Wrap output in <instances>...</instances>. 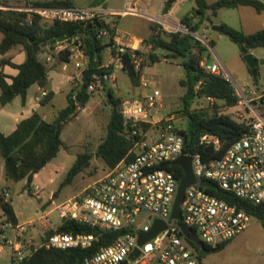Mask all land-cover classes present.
I'll return each mask as SVG.
<instances>
[{"label":"built area","instance_id":"obj_1","mask_svg":"<svg viewBox=\"0 0 264 264\" xmlns=\"http://www.w3.org/2000/svg\"><path fill=\"white\" fill-rule=\"evenodd\" d=\"M0 8L7 9L1 4ZM15 9L25 11L29 22L37 18L50 23L84 22L95 26L105 21L114 22L115 27L117 16L139 13L131 5L117 12L103 4L88 7L28 4ZM159 21L167 32L190 33L182 24L173 25L164 19ZM97 37L103 40L110 37V32L106 28H98ZM114 43L116 50L111 62L122 68L123 56L129 51L139 50L141 44L136 37L119 33L117 29ZM58 44H64L63 49L71 50L69 63L74 62L77 69L84 68L88 58L80 34ZM135 63L139 67L138 60ZM201 66L206 72L228 79L217 63L209 66L203 60ZM104 78L108 82L112 80V74H104ZM96 79L97 82L88 86L89 92L101 86L100 80ZM142 86L149 88V92L141 98L124 101L121 105L126 122L137 128L132 134L140 137L132 150L134 157L110 168L82 193L57 207L62 221L75 219L95 229L96 233L47 234L49 229H46L43 238L36 243L32 236L26 238L24 235L28 228L35 225L34 221L27 228L24 225L15 226L3 211L0 228L19 232L15 239L2 236L4 239L0 243V254L4 252V247H9L11 264H24L32 252L39 248L92 250L99 236L116 232L118 236L108 245L88 254L84 264H204L197 250L201 248L188 240L182 225L196 233L204 245L212 247L235 239L248 228L252 216L241 206V201L254 205L264 204V112L260 113L251 100L242 95L241 98L253 113V117L245 122L247 130L221 157L204 161L200 155L185 151V136L181 132L185 129L182 118L171 114L156 120L157 109L163 108L160 90L149 82H144ZM46 95L47 92H43V96ZM146 124L151 125V128L144 130ZM200 143L213 144L217 148L220 145L219 139L212 135H204ZM181 156L192 157L196 181L185 191L181 218L172 219L183 178H180L177 171L168 169V166H178L172 162ZM203 181H209L215 188L203 186ZM217 190L227 193L228 197L211 193ZM3 194L8 201V190L4 189ZM42 219L45 220L43 228H48L51 224L50 213L43 211ZM157 220L163 222L165 228L154 238L140 244V234L150 232ZM137 250L138 255H135Z\"/></svg>","mask_w":264,"mask_h":264},{"label":"trees","instance_id":"obj_2","mask_svg":"<svg viewBox=\"0 0 264 264\" xmlns=\"http://www.w3.org/2000/svg\"><path fill=\"white\" fill-rule=\"evenodd\" d=\"M176 0H165L163 13L167 14ZM195 7L193 11L181 19V24L187 27L190 33L182 31L167 32L163 26L158 23L152 25V36L145 42L153 50L161 49L167 52L166 59H181L180 65L187 70L186 79H182L180 84L187 87L188 92L182 111L186 115V126L181 132L185 136V151L192 155L198 154L204 161H210L221 157L226 150L239 139L247 130L245 122H238L229 114L220 112V108H208L203 110H191L189 102L190 97L213 98L216 101L223 102L224 107H235L241 101L235 87L222 75L206 72L201 66L204 60V53L207 46L192 34L197 33L207 17L216 16L218 10L222 8H238L240 6L253 7L258 13L264 12V3L260 0H217L209 4L207 0H194ZM7 9H0V32L3 39L0 42V54L5 55L15 47L21 46L26 52V60L23 63H13L10 59L3 58L0 67L10 66L18 70L16 76H10L4 73L0 68V104L5 106L11 103L16 97H21L24 104L28 90L34 84L41 88H46L49 84V68L45 61H42L39 54L34 52V44L41 48L48 47V52L54 56L55 46L51 42L58 40L69 33L78 29L79 24L67 22H48L45 24L37 18L33 21H27L28 14L25 11L16 10L15 6L9 5L5 0L1 2ZM102 4V0H95L93 6ZM36 6H73L70 0H54L50 2H34ZM223 33L234 42L242 56L250 53L251 50L264 47V29L255 33L247 34L244 31L222 23ZM106 28L110 32L109 42L105 43L97 37V29ZM114 22H98L94 26V37L87 32L80 35L82 47L87 55L88 64L85 73L88 70H96L104 67V74H112V66H104L105 51L114 46L115 36ZM213 47L214 43H209ZM69 48L59 51L58 58L62 62H69L71 55ZM115 54V50H113ZM143 53L140 50L129 51L124 56L123 70L127 72L133 86H139L143 77V68L147 65L144 61L137 67L135 63ZM149 60L152 63L160 62L162 59L155 53L149 54ZM97 80L90 77L87 82L80 83L74 87L68 94V106L61 111L63 123L59 128L46 121L39 112L23 119L17 128L9 135L0 131V158L4 161L5 177L9 181L19 182L27 180V186L30 188L34 177L44 169L54 158L57 157L61 147L64 145L62 140V130L65 124L73 121L84 109L93 96L88 91V86ZM110 89L111 99H108L111 105V116L107 127V134L98 146L96 156L102 158L109 168H114L123 160H131L134 157L133 149L139 140V135H133V128L126 122L121 112V101L115 98L114 91ZM54 97V92L49 91L41 103L47 104ZM264 101V98L261 99ZM144 130L151 128V125L143 126ZM204 135H212L219 139L220 145L217 148L213 144H201V138ZM91 154H79L74 166L68 172L62 186L71 184L74 178L83 172L89 165ZM168 169L178 172L180 178L184 177V171L179 166L169 165ZM217 196L228 197L227 193L220 190L211 191ZM243 208L260 222L264 221V204L254 205L241 201ZM0 206L9 220L16 226L18 218L10 200H5V195L0 194ZM5 230L0 228V236L5 234ZM52 233H73V234H92L96 230L75 220L64 219L56 230ZM118 236V233H104L99 236L92 250H48L39 248L25 260L24 264H84L85 257L98 251L103 246L108 245ZM230 241L222 243L217 247L205 245L204 250L192 246L199 251L200 260L203 261L206 255L222 251Z\"/></svg>","mask_w":264,"mask_h":264},{"label":"rangeland","instance_id":"obj_3","mask_svg":"<svg viewBox=\"0 0 264 264\" xmlns=\"http://www.w3.org/2000/svg\"><path fill=\"white\" fill-rule=\"evenodd\" d=\"M36 1L50 2L54 0ZM94 1L70 0L73 6L82 7L93 6ZM106 1L107 6L118 7L120 9H124L125 4L129 3L133 5L138 1L137 9L140 11V14H128L122 18H118V29L119 33H128L139 38L142 34H147L150 29V23L146 15L156 18L161 17L164 5L163 0ZM260 1L264 2V0ZM1 2L3 0H0V4ZM102 4L105 5V3ZM3 6L6 7L5 5ZM181 6L183 8L176 12V16L179 19L193 11L195 2L194 0H186ZM210 18L212 24L208 21L207 17L199 31L194 33L193 36L208 48L204 53V61L209 66H212L214 63L220 66L223 73L235 87L241 101L237 106L230 108L224 107L223 102L210 101L207 98L196 96L190 97L187 101L189 102L190 109L193 111L215 108L217 106L220 108V112L231 115L236 121L247 122L253 117V113L247 103L243 101L244 99L241 98L242 95L246 99L251 100L252 105L256 106L260 113L264 112V101L261 100L262 97L264 98V47L253 49L250 52L257 59L255 66L257 76L254 77L253 70L249 67L244 56L241 55L238 46L226 34L214 31L212 25H219L221 22H225L237 29H242L243 27L246 33H255L264 29V12L258 13L253 7L247 6L235 9L224 8L220 14L210 16ZM116 20L117 18L114 21ZM43 23L50 24L48 22ZM2 36L3 34L0 32V42ZM103 42H109V37L103 38ZM210 42L214 43L213 47L210 46ZM55 45L56 56L48 52V47L43 46L40 49V58L46 62L49 71L58 72L61 76L60 82L68 79V82L72 84L79 83L87 67L77 69L74 66V62L66 66L65 62H62L58 58V53L61 51L58 43ZM140 49L143 55L138 58V66H140L142 61L147 65L143 68V77L139 86H133L127 72L122 67H118L111 62L113 50H116L115 47L112 46L109 48L110 51L108 49L105 51L104 65L113 67L112 80L107 82L108 87L114 91L115 98L120 99L122 105L124 101L141 98L145 93H148L149 88H144L142 85L144 82L151 83L156 89L160 90L161 103L163 105L162 109H157L158 115L156 120L174 114L176 117L183 119V127L185 128L186 115L182 111V104L185 101L188 89L187 87H183L180 81L186 79L187 70L179 64L181 63V59H166L164 58L167 54L166 51L161 49L153 50L143 43ZM150 53L157 54L162 60L152 63L149 60ZM16 60L21 62L23 59L21 57ZM93 82L97 81L94 80ZM91 93H93V96L77 119L65 124L61 136L64 145L61 147L57 157L37 174L35 184L29 188L27 180L19 182L11 181L9 183L10 191L7 189L9 192L8 196L18 213L20 224L27 228L32 221H38L36 225H39H34L35 227L29 230L33 235V241L36 243L43 238L46 229H49V231L56 230L63 222L59 217L57 207L82 193L86 187L93 184L110 169L105 161L97 157L95 153L107 134V127L111 116V105L102 85L98 86ZM64 104L63 97L60 95L55 105L61 107ZM2 114L3 112H0V129L2 128L1 123L5 121ZM83 153L92 155L88 167L77 175L71 184L62 186L68 172L76 163L79 154ZM1 164L3 165V162ZM3 173L0 174V189L4 186L3 181L6 180ZM36 186L38 188H35ZM40 208L41 211L39 213ZM43 210L50 213L51 224L48 228L41 226L45 222L44 219L41 220L40 218L43 216ZM3 239L0 236V243H2ZM4 248V252L0 254V264H10L8 257L10 249L9 247ZM204 264H264V227L262 226V222L255 217H251L248 228L235 239L231 240L222 251L206 255Z\"/></svg>","mask_w":264,"mask_h":264},{"label":"crops","instance_id":"obj_4","mask_svg":"<svg viewBox=\"0 0 264 264\" xmlns=\"http://www.w3.org/2000/svg\"><path fill=\"white\" fill-rule=\"evenodd\" d=\"M4 1V0H3ZM5 1H7V3L9 4V5H12V6H15V7H25L26 5H28V4H34V2H41V1H36V0H5ZM164 1V4H165V0H163ZM217 0H207V2L209 3V4H211V3H214V2H216ZM184 1H178V2H175L174 3V5L172 6V8H171V10L167 13V14H164L163 13V7H164V5H163V7H162V15H161V17H159V18H156V17H153V16H151V15H146V16H148V20H149V23H150V29H149V31H148V33L147 34H142V36H140V38L139 37H137V36H134V37H136V39H138L139 41H140V45H139V50H141L140 49V46L142 45V43L144 44V45H146L147 46V43L145 42L147 39H149L151 36H152V34H153V31H152V25L154 24V23H158V24H161L160 23V21H159V19H164V20H167V21H169V23H171V24H173V25H178V24H181V19H179L177 16H176V12L178 11V10H180L181 8H183L182 6H181V4L183 3ZM102 3H105V5L104 6H106L107 8H109V9H112V10H115V11H117V12H119V11H121V10H123V9H120V8H118V7H113V6H107V1L106 0H102ZM264 3V2H263ZM126 5H131V4H125V6ZM137 5H138V1L135 3V4H133V5H131L134 9H136L137 11H139L138 9H137ZM195 7V6H194ZM240 7H245V6H240ZM240 7H238V8H240ZM247 7H249V6H247ZM125 8V7H124ZM194 9V8H193ZM224 8H222V9H220V10H218V13H217V15L218 14H220V12L223 10ZM235 9V8H234ZM191 13V12H190ZM189 13V14H190ZM136 14H140V11H139V13H136ZM188 15V14H187ZM216 15V16H217ZM123 16H125V15H120V16H118V17H116L117 18V20H116V29L118 30V32H119V29H118V18H122ZM222 23H225V22H221L219 25H221ZM225 24H227V23H225ZM229 25V24H228ZM229 26H231V27H234V26H232V25H229ZM165 28V27H164ZM235 28V27H234ZM240 30H242V31H244L245 32V29L242 27V29H240ZM246 33V32H245ZM247 34H251V33H247ZM2 39H3V36H2ZM2 41V40H1ZM59 45V48L61 49V50H63V48H62V46L64 45V44H58ZM150 47V46H149ZM108 51H110L109 50V48H108ZM105 54V53H104ZM39 56H40V54H39ZM22 57V61L21 62H18L16 59H18V58H21ZM3 58H7V59H10L13 63H17V64H20V63H23L25 60H26V52L24 51V49H23V47H15V48H13L12 50H10L9 52H7L5 55H1L0 54V59H3ZM48 59H50V58H48ZM206 62V61H205ZM72 63V62H71ZM70 63L69 62H65V65L67 66V65H69ZM87 64H88V59L84 62V67H87ZM214 64H216V63H214ZM213 64V65H214ZM105 66V65H104ZM1 69H3V71H4V73L5 74H7V75H10V76H16L17 74H18V70L17 69H15V68H13V67H10V66H5V67H0ZM76 68V67H75ZM84 72H85V70H84ZM85 75V74H84ZM80 76V75H79ZM61 76L58 74V72H56V71H49V84H48V86L44 89V88H41L40 86H38L37 84H34V85H32L31 87H30V89L28 90V95H27V99H26V101H25V103L23 104L22 103V99H21V97H16L11 103H9V104H7V105H5V106H2L1 104H0V112H3V114H2V116H3V119H5V121H4V123H1V126H2V128L0 129V131L2 132V133H4L5 135H9V134H11L16 128H17V125L23 120V119H25V118H28V117H30L32 114H33V112H39L41 115H42V117L46 120V121H48V122H50V123H54L55 122V120L57 119V117H58V113L59 112H61L63 109H65L67 106H68V94L72 91V89L74 88V87H76V86H78V84L79 83H82V79H83V75H82V77H81V79H80V82L79 83H77V84H72V83H70V82H68V79L66 80V81H64V80H62L61 82H60V78ZM49 91H53L54 92V97L52 98V100L50 101V102H48L47 104H42L41 103V101L45 98V96H43V92H49ZM0 93H1V91H0ZM115 94V93H114ZM146 94V93H145ZM60 95H62V97H63V101L65 102V104H64V106H61V107H57L56 105H55V103L57 102V100H58V98H59V96ZM48 107H50L49 109H48ZM85 109V108H84ZM84 109H82L81 111H80V113L84 110ZM79 113V114H80ZM79 116V115H78ZM77 116V117H78ZM77 117L74 119V120H76L77 119ZM73 120V121H74ZM70 122H72V121H70ZM69 122V123H70ZM68 124V123H67ZM65 128V127H64ZM63 131V130H62ZM1 162H3V165H4V161L2 160V159H0V174L2 173V172H4L3 173V175L5 176V168H4V171H3V165L1 164ZM42 171V170H41ZM40 171V172H41ZM39 172V173H40ZM6 178V177H5ZM36 179H37V174L35 175V177H34V181H33V183H32V185L33 184H35V182H36ZM23 181V180H22ZM11 181H9V180H5V181H3V184H4V186L2 187V189H0V194L1 193H3L2 191L4 190V189H8L9 191H10V186H9V183H10ZM35 188H38V186H36ZM10 201H11V203H12V200L11 199H9ZM13 205V204H12ZM42 206V205H41ZM13 208H14V211H15V213H16V216H17V218H18V226H20L21 224H20V222H19V216H18V213H17V211H16V209H15V207L13 206ZM40 211H41V208H40V210H39V213H40ZM44 211V210H43ZM52 212V211H51ZM2 213H3V210H2V208H1V206H0V216L2 217ZM41 218V217H40ZM39 218V219H40ZM61 219V218H60ZM33 222V221H32ZM35 222V225H36V223L38 222V221H34ZM39 225V224H38ZM38 225H36V226H38ZM41 225V224H40ZM61 225V224H60ZM59 225V226H60ZM42 226V225H41ZM33 227H35V226H33ZM33 227H30V228H33ZM30 228L25 232V237L27 238V237H30V236H33L32 234H31V232L29 231L30 230ZM6 232H5V234L3 235V236H5V238H8V239H15V236H17L18 234H19V232H18V230H5ZM8 257H9V261H10V253H9V255H8ZM203 262H204V260H203ZM10 264H11V261H10Z\"/></svg>","mask_w":264,"mask_h":264},{"label":"water","instance_id":"obj_5","mask_svg":"<svg viewBox=\"0 0 264 264\" xmlns=\"http://www.w3.org/2000/svg\"><path fill=\"white\" fill-rule=\"evenodd\" d=\"M208 21L212 24L211 18L208 17ZM212 29L217 32L223 33V27L221 25H212ZM87 32L90 36L94 37V26L91 23H80L79 27L77 30L69 33L68 35L58 39V40H53L51 42L52 45H55L57 43H62L64 42L67 38H71L77 34H84ZM41 47L38 44H34V52L38 53L40 51ZM246 62L248 63L249 67L253 70V75L254 77L257 76V72L255 70V66L257 64V59L252 53H248L244 56ZM90 77H96L100 80V83L102 85V88L105 91V94L107 95L108 99H111L110 95V89L108 87V84L104 78V67H101L96 70H88L87 73L83 77L82 83L87 82V80ZM63 122V117L61 115V112L58 113V118L54 123H52L54 126L59 128ZM174 165L180 166L183 171H184V177L182 181L180 182L179 189H178V194L176 197V201L174 204L173 208V213H172V219H180L181 218V203L184 200L185 197V191L187 187H189L191 184L195 183L196 179L193 174V169H192V157L188 156H181L175 161L172 162ZM202 185L205 187H209L211 189H214L215 186L210 183L209 181H203ZM262 226L264 227V221L262 222ZM165 228V224L161 221H156L154 224L153 228L151 229L150 232L148 233H141L140 234V244L146 242L147 240L154 238L161 230ZM182 231L185 234V236L193 242L196 246L200 247L202 250H204L205 245L204 243L199 239L198 235L194 232H192L189 227L186 225H182ZM135 255H138V250L136 251Z\"/></svg>","mask_w":264,"mask_h":264}]
</instances>
